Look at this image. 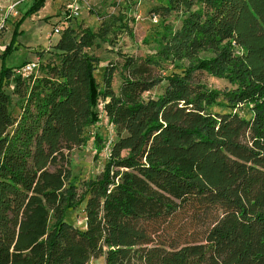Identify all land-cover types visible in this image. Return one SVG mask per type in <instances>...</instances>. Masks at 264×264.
<instances>
[{
  "label": "trees",
  "instance_id": "1",
  "mask_svg": "<svg viewBox=\"0 0 264 264\" xmlns=\"http://www.w3.org/2000/svg\"><path fill=\"white\" fill-rule=\"evenodd\" d=\"M46 3L33 0L11 46ZM154 10L164 17L155 52L125 58L117 92V68L100 87L101 61L89 54L110 42V21L94 32L67 20L42 75L0 70V264H264V0H165ZM204 73L230 88H209ZM220 99L234 111L212 113ZM243 105L249 119L235 112ZM100 106L110 143L85 134ZM90 140L108 158L80 186L70 153ZM80 206L84 229L67 220Z\"/></svg>",
  "mask_w": 264,
  "mask_h": 264
},
{
  "label": "rangeland",
  "instance_id": "2",
  "mask_svg": "<svg viewBox=\"0 0 264 264\" xmlns=\"http://www.w3.org/2000/svg\"><path fill=\"white\" fill-rule=\"evenodd\" d=\"M71 2L73 0H47L45 8L39 13L25 18L11 46L16 24L30 8L33 0H0V70L5 66L19 73L25 63L41 57L43 63L36 75L44 74L45 66L51 62L49 57H54L57 53L54 47L61 38L60 35L55 34V27H60L61 31L64 29L63 24L68 20L67 5ZM164 4L165 0H81L82 14L78 19L69 20L70 27L79 31L89 28L97 32L104 21L114 25L108 36L110 42L99 41L100 44L89 50V54L98 57L101 61L94 73L100 87H103V75L108 66L117 68L113 81V88L117 92L121 84V66L125 58L128 56L145 58L155 52L156 40L163 31L164 17L154 13V9ZM168 19L176 27L181 25V18L177 13L168 16ZM8 45L11 48L3 60L1 55ZM158 65L167 75L174 72L173 67L165 62L160 61ZM198 79L209 88L221 91L230 88L226 81L207 73L200 74ZM13 84V80L8 82V86ZM162 93L163 88L158 87L147 93L146 98H156ZM99 110L101 122L95 127L86 129L85 134L92 137L96 132L110 143L115 139L114 128L109 125L101 106ZM210 111L214 114H223L233 112L234 109L225 99H220ZM235 112L248 119L251 117L249 107L246 105L238 107ZM107 158L106 149L96 154L91 140L86 146L71 151L70 169L76 184L80 185L86 180L94 179L103 170ZM67 220L72 225L84 229L86 220L83 206L68 211ZM88 264H105V257L92 258Z\"/></svg>",
  "mask_w": 264,
  "mask_h": 264
},
{
  "label": "built area",
  "instance_id": "3",
  "mask_svg": "<svg viewBox=\"0 0 264 264\" xmlns=\"http://www.w3.org/2000/svg\"><path fill=\"white\" fill-rule=\"evenodd\" d=\"M81 10H82L81 0H73V2L67 5V12H68L67 19L68 20L78 19L80 15L82 14ZM54 31H55V34L57 35L61 34L60 27H55ZM41 59H42L41 57H36L35 59L28 61L22 66L21 71L19 73L25 77L37 73L41 67V63H42Z\"/></svg>",
  "mask_w": 264,
  "mask_h": 264
}]
</instances>
